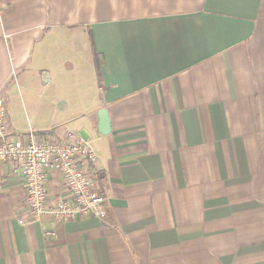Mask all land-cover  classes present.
I'll return each mask as SVG.
<instances>
[{
  "label": "crops",
  "instance_id": "1",
  "mask_svg": "<svg viewBox=\"0 0 264 264\" xmlns=\"http://www.w3.org/2000/svg\"><path fill=\"white\" fill-rule=\"evenodd\" d=\"M0 88L10 133L90 144L105 199L30 222L0 164V264H264V0H0Z\"/></svg>",
  "mask_w": 264,
  "mask_h": 264
},
{
  "label": "built area",
  "instance_id": "2",
  "mask_svg": "<svg viewBox=\"0 0 264 264\" xmlns=\"http://www.w3.org/2000/svg\"><path fill=\"white\" fill-rule=\"evenodd\" d=\"M6 119L0 88V164L11 163L21 175L29 221H37L45 213L57 221L90 217L102 220L105 199L92 191L93 176L87 167L96 160L90 144L71 132L65 140L32 131L10 133ZM50 172L61 180L64 195L48 203L46 181Z\"/></svg>",
  "mask_w": 264,
  "mask_h": 264
},
{
  "label": "water",
  "instance_id": "3",
  "mask_svg": "<svg viewBox=\"0 0 264 264\" xmlns=\"http://www.w3.org/2000/svg\"><path fill=\"white\" fill-rule=\"evenodd\" d=\"M98 132L102 135L109 133V120L105 109L100 110L98 113Z\"/></svg>",
  "mask_w": 264,
  "mask_h": 264
}]
</instances>
